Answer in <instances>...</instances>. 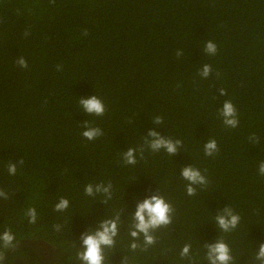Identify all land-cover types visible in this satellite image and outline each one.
<instances>
[{
    "label": "trees",
    "instance_id": "obj_1",
    "mask_svg": "<svg viewBox=\"0 0 264 264\" xmlns=\"http://www.w3.org/2000/svg\"><path fill=\"white\" fill-rule=\"evenodd\" d=\"M209 40L215 56L204 50ZM20 56L27 69L16 64ZM204 64L213 67L206 79L198 75ZM93 95L106 106L101 117L78 104ZM229 99L239 112L234 129L219 117ZM85 121L104 134L85 139ZM151 130L183 146L171 156L154 153L145 145ZM253 133L259 143L249 140ZM212 138L219 151L207 157ZM133 147L137 163L129 165L122 154ZM20 159L9 175L8 162ZM261 160L264 0H0V189L8 194L0 198V233L11 229L16 238L10 248L0 244L2 264H43L42 244L57 256L54 264H83L82 235L117 215L105 264H210L206 245L220 239L231 264H261ZM187 166L208 179L195 196L186 194ZM109 183L110 197L85 195L86 185ZM153 195L172 204V223L152 231V245L141 234L133 250L137 204ZM61 197L70 205L57 212ZM29 207L37 210L35 224L25 216ZM225 207L241 217L227 233L215 221ZM186 244L190 255L182 258Z\"/></svg>",
    "mask_w": 264,
    "mask_h": 264
},
{
    "label": "clouds",
    "instance_id": "obj_2",
    "mask_svg": "<svg viewBox=\"0 0 264 264\" xmlns=\"http://www.w3.org/2000/svg\"><path fill=\"white\" fill-rule=\"evenodd\" d=\"M29 33H25L27 37ZM83 36L88 35L87 29L82 33ZM205 52L209 55L215 56L218 52V46L215 42L209 40L205 45ZM183 55V51L178 49L176 56L179 58ZM18 67L27 69L29 67L28 61L25 57L20 56L16 60ZM57 70H62V65H57ZM213 71L211 64H204L201 69L198 70V75L201 78H208ZM219 76V73H217ZM180 85H177L179 87ZM222 94L227 95V90L222 89ZM78 104L82 107L83 111L96 117H101L106 112V106L103 100L93 95L89 98H81ZM219 117L222 118V123L226 128H237L239 126V112L231 99L226 100L223 104V108L219 111ZM154 121L157 124L164 122L162 116H155ZM103 130L99 127H94L91 122L85 121L82 126L81 135L88 141H94L98 137L102 136ZM149 138H145V145L151 149L152 152H159L161 149L165 150L170 156L175 155L179 148L183 146V141L180 139L165 138L159 132L151 130L148 133ZM249 140L253 143H259V137L253 133L249 136ZM219 151L217 141L212 138L204 144V155L207 157H213ZM141 156L143 155V148L140 149ZM137 149L129 148L124 152L123 159L126 164L133 165L137 163L136 158ZM24 163L23 159L16 162H8L7 171L11 176L17 174L18 166ZM258 175L264 177V160H261L258 164ZM182 176L186 185V194L188 196H195L197 194V187L206 186L208 184L207 177L202 173L199 168L192 166L184 167L182 170ZM112 184L107 186L100 184L93 186L88 184L85 186V195L93 196L98 192H103L111 196ZM0 198L8 199V194L4 189H0ZM70 201L67 198L61 197L59 202L55 204L54 210L57 212H63L68 209ZM174 208L172 204L166 200L163 196L153 195L144 199L137 204L133 220V230L130 235L134 238L131 248L133 250L138 248V244L135 239H138L141 234L144 237L145 245H152L156 242V238L152 235V231L164 226H168L172 223ZM25 216L28 218L29 223L35 224L38 219V213L35 207H29L25 211ZM241 217L236 213L232 207H225L222 212L215 216L217 226L225 233L237 228L240 223ZM57 231L60 230V225L54 226ZM119 234V215L115 219H106L102 221L99 229H96L91 233H84L81 237L83 250L78 253L77 258L83 262V264H105L104 249L111 248L115 245V238ZM15 235L11 229L5 230L0 233V244L3 248L7 249L14 245ZM191 244H186L180 256L188 257L191 251ZM207 259L210 264H231L233 256L231 255V249L229 245L220 239L215 243L206 245ZM255 259L261 264H264V243L259 245L258 251L255 253ZM4 260L3 252H0V264Z\"/></svg>",
    "mask_w": 264,
    "mask_h": 264
},
{
    "label": "flooded vegetation",
    "instance_id": "obj_3",
    "mask_svg": "<svg viewBox=\"0 0 264 264\" xmlns=\"http://www.w3.org/2000/svg\"><path fill=\"white\" fill-rule=\"evenodd\" d=\"M40 249L43 251V258L44 263L43 264H54L57 261V256L55 254L51 253V250L47 248L44 244L40 246Z\"/></svg>",
    "mask_w": 264,
    "mask_h": 264
}]
</instances>
